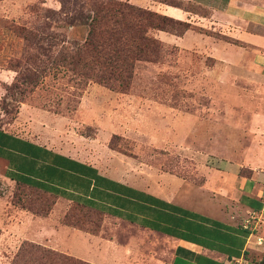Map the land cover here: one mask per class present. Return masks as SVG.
Listing matches in <instances>:
<instances>
[{
    "label": "crops",
    "instance_id": "0c3cea01",
    "mask_svg": "<svg viewBox=\"0 0 264 264\" xmlns=\"http://www.w3.org/2000/svg\"><path fill=\"white\" fill-rule=\"evenodd\" d=\"M178 1L186 8L152 2L145 9L190 28L181 36H153L211 60L207 73L214 83L254 85L264 100V0ZM234 70L239 75L227 78ZM259 111L244 132L223 122L219 111L208 117L184 112L167 126L181 134V125L193 124L184 131L197 134L196 143L180 149L195 150L184 152L196 162L195 184L170 172L150 174L152 168H136L129 158L72 154L6 130H0L2 176L115 222L108 236L53 230L57 242H67L57 243L60 251L90 264H135L152 255L165 257L162 264H257L264 253V110ZM106 155L114 163L105 162ZM115 163L127 169L119 172Z\"/></svg>",
    "mask_w": 264,
    "mask_h": 264
},
{
    "label": "rangeland",
    "instance_id": "374dc122",
    "mask_svg": "<svg viewBox=\"0 0 264 264\" xmlns=\"http://www.w3.org/2000/svg\"><path fill=\"white\" fill-rule=\"evenodd\" d=\"M118 1L140 6L134 0ZM135 1L143 3L142 9L152 2L186 8L178 0ZM79 8L80 3L75 4V0H0V77L16 73L11 77V86L0 78V89L6 92L0 98V130L41 140L72 154L91 151L97 159L104 154L129 158V164L136 168H152L150 174L170 172L195 184L196 162L184 153L195 150H182L180 146L186 142L195 144L197 134L190 133L188 137L184 131L192 127L191 121L181 125V134L168 129L175 126V119L184 112L208 117L219 111L223 122L232 121L244 132L254 124L252 114L264 110V100H260L259 92H254V85L216 84L207 73L213 66L211 60L165 45L159 53L149 55L147 59L152 62L134 64L125 89L118 83H111L112 87L100 84L94 75L76 79L71 73L56 74L53 69L44 75L41 69L50 67L49 58L38 46L48 48L47 43H28L24 34L33 32L36 40L55 35L53 56L60 50L76 52L89 30L77 19ZM189 9L197 11L194 7ZM71 17H75L71 20L73 26L67 21ZM239 73L234 70L227 78ZM22 74L40 76L37 85L14 88L20 85L16 79ZM159 139L162 143H156ZM105 162L114 163L107 155ZM116 166L119 172L127 169ZM1 170L0 165V264H11L24 243L70 256L58 248L57 243L66 247L67 242H57L54 229L74 228L108 236L110 229L118 227L95 212L57 203L51 196L12 183L2 176ZM191 184L187 185L190 190ZM152 256L142 257L135 264L165 261L162 255Z\"/></svg>",
    "mask_w": 264,
    "mask_h": 264
},
{
    "label": "trees",
    "instance_id": "16d2710c",
    "mask_svg": "<svg viewBox=\"0 0 264 264\" xmlns=\"http://www.w3.org/2000/svg\"><path fill=\"white\" fill-rule=\"evenodd\" d=\"M78 2L80 3V11L77 12L79 15L77 19L89 29L78 51L64 53L60 50L53 56L52 47L56 39L55 35H47V37L38 38L37 40V35L33 32H28L23 36V39L31 44H39L42 40L47 43L48 48L38 46L43 50V56L49 58L50 67L46 68L45 66L41 69V73L44 75L48 69H53L56 74L61 71L65 74L71 73L76 79H84L94 75L93 78L95 77L100 84L112 87L111 83H118L125 89L128 87V80L131 78L130 74L134 64L146 61L152 62L147 59L149 55L159 53L163 47V44L153 36L155 31H164L181 36L190 28L187 23L173 20L127 2L118 0H75V4ZM174 6L180 7L179 5ZM71 18L67 19L69 26H73L71 20H75V17ZM34 59H38V57H34ZM39 77L36 74L28 76L22 74L16 79V84L20 83V85L14 86V88L21 90L23 85L35 86ZM16 184L24 186L22 185L24 183L20 181H16ZM41 193L48 195L45 192ZM71 205L83 208L77 204ZM11 264L90 263L40 245L24 243L20 246ZM257 264H264V253Z\"/></svg>",
    "mask_w": 264,
    "mask_h": 264
},
{
    "label": "clouds",
    "instance_id": "9594fccd",
    "mask_svg": "<svg viewBox=\"0 0 264 264\" xmlns=\"http://www.w3.org/2000/svg\"><path fill=\"white\" fill-rule=\"evenodd\" d=\"M59 9V5L57 4V10ZM16 73H10L9 77H0L2 79L5 80L6 83L9 84V86H11V84L13 83V79L11 77H15ZM6 94L4 89H0V98H2L4 95Z\"/></svg>",
    "mask_w": 264,
    "mask_h": 264
}]
</instances>
